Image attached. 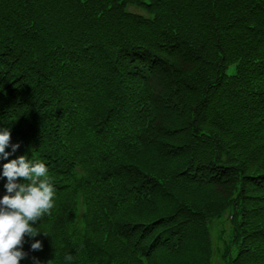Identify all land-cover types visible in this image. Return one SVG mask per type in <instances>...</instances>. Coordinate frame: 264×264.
<instances>
[{
  "label": "trees",
  "instance_id": "obj_1",
  "mask_svg": "<svg viewBox=\"0 0 264 264\" xmlns=\"http://www.w3.org/2000/svg\"><path fill=\"white\" fill-rule=\"evenodd\" d=\"M4 128L54 186L21 264H213L227 211L264 264V0H0Z\"/></svg>",
  "mask_w": 264,
  "mask_h": 264
},
{
  "label": "clouds",
  "instance_id": "obj_2",
  "mask_svg": "<svg viewBox=\"0 0 264 264\" xmlns=\"http://www.w3.org/2000/svg\"><path fill=\"white\" fill-rule=\"evenodd\" d=\"M10 136L7 128L0 129V154L4 159L10 155L5 151ZM18 148V144L12 145L13 152ZM47 171L45 164L23 155L3 165L2 175L7 182L4 185L6 194L0 198V264H21L28 257L23 250L25 238L31 240L40 234L34 233L31 224L37 223L53 207L54 186L49 179H41ZM42 247L40 240L31 243L32 251L42 250ZM64 259L70 261L72 256L66 255ZM32 264L41 262L33 257Z\"/></svg>",
  "mask_w": 264,
  "mask_h": 264
},
{
  "label": "rangeland",
  "instance_id": "obj_3",
  "mask_svg": "<svg viewBox=\"0 0 264 264\" xmlns=\"http://www.w3.org/2000/svg\"><path fill=\"white\" fill-rule=\"evenodd\" d=\"M135 11L143 12L137 7H131ZM1 198V195H0ZM81 208H83V203L81 201ZM230 211H227L224 217L220 218L219 221H212L211 224V233H212V242H213V264H225V259L223 254L225 250L231 247L233 255H236L237 246L233 242V228L232 225L226 220V216L229 214Z\"/></svg>",
  "mask_w": 264,
  "mask_h": 264
}]
</instances>
